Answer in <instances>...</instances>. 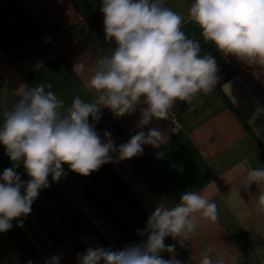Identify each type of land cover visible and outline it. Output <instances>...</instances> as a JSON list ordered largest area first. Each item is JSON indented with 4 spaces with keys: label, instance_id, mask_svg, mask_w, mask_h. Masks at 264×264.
<instances>
[{
    "label": "crops",
    "instance_id": "0c3cea01",
    "mask_svg": "<svg viewBox=\"0 0 264 264\" xmlns=\"http://www.w3.org/2000/svg\"><path fill=\"white\" fill-rule=\"evenodd\" d=\"M191 2L166 0V6L187 17ZM101 6V0H0V125L22 86L51 83L46 91L66 106L77 95L93 99L84 80L115 49L105 40ZM181 30L200 42L201 55L219 54L194 22L186 20ZM229 58L232 73L212 93L190 104L177 101L168 120H153L143 129L165 133L159 148L144 145L142 155L125 160L113 153V162L86 177L67 164L58 182L49 176L50 186L40 191L23 226L13 220L11 230L0 233V264H46L54 256L58 264H77V254L89 247L137 244L146 239L138 230L156 207H173L185 191L210 194L219 217L215 224L202 220L186 246L177 245V259L199 264L211 245L213 257L219 253L227 264H264V214L255 212L259 189L245 178L246 169L264 168V76ZM80 59L88 66L84 78L73 72ZM173 115L180 122L176 132L169 125ZM139 118V111L117 118L105 108L95 129L102 139L110 132L119 147L140 130ZM12 164L0 145V175ZM16 171L23 181L30 179L22 163ZM165 244L176 241L169 237Z\"/></svg>",
    "mask_w": 264,
    "mask_h": 264
},
{
    "label": "clouds",
    "instance_id": "9594fccd",
    "mask_svg": "<svg viewBox=\"0 0 264 264\" xmlns=\"http://www.w3.org/2000/svg\"><path fill=\"white\" fill-rule=\"evenodd\" d=\"M101 5L105 40L114 42L115 49L98 59L84 80L93 99L77 95L66 106L46 91L51 83H40L20 87L18 101L4 113L0 145L13 164L0 175V233L11 230L13 220L23 226L40 191L50 186L49 176L58 182L66 175L63 165L86 177L113 162V153L125 160L142 155L144 145L159 148L165 133L143 129L153 120H168L177 101L190 104L214 91L219 65L213 55H201L200 42L181 30L186 20L199 26L205 43L211 42L221 56L253 68L257 78L264 76V0H192L187 17L167 7L166 0H101ZM73 72L86 76L83 59ZM105 108L117 118L140 113V130L119 147L110 132L102 139L95 129ZM21 163L27 181L16 171ZM245 178L259 189L255 212L264 214V168L246 169ZM218 217L210 194L185 191L173 207H156L143 231L138 230L146 239L121 250L89 247L77 254V264H183L176 258L177 245L184 248L202 220L215 224ZM169 237L176 244L166 245ZM165 252L170 258L161 255ZM213 252L208 246L199 264H227ZM58 262L54 256L46 264Z\"/></svg>",
    "mask_w": 264,
    "mask_h": 264
},
{
    "label": "trees",
    "instance_id": "16d2710c",
    "mask_svg": "<svg viewBox=\"0 0 264 264\" xmlns=\"http://www.w3.org/2000/svg\"><path fill=\"white\" fill-rule=\"evenodd\" d=\"M214 57L217 60V63L219 65L220 71L218 73L220 80L217 83L216 86L220 85L227 77H229V75L232 73V70L229 69L227 62L228 60H230L229 57H223L220 54H216L214 55Z\"/></svg>",
    "mask_w": 264,
    "mask_h": 264
},
{
    "label": "built area",
    "instance_id": "2783aa9c",
    "mask_svg": "<svg viewBox=\"0 0 264 264\" xmlns=\"http://www.w3.org/2000/svg\"><path fill=\"white\" fill-rule=\"evenodd\" d=\"M43 42H45L46 44H49L51 42V38L48 36H45L43 37ZM169 125H170L171 131L176 132L180 127L179 119L174 115L171 116Z\"/></svg>",
    "mask_w": 264,
    "mask_h": 264
}]
</instances>
